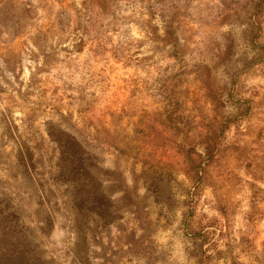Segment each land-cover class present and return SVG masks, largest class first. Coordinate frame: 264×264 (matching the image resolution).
Here are the masks:
<instances>
[{"label":"rangeland","instance_id":"rangeland-1","mask_svg":"<svg viewBox=\"0 0 264 264\" xmlns=\"http://www.w3.org/2000/svg\"><path fill=\"white\" fill-rule=\"evenodd\" d=\"M257 4L0 0V264H264ZM49 122L91 142L74 213Z\"/></svg>","mask_w":264,"mask_h":264},{"label":"trees","instance_id":"trees-1","mask_svg":"<svg viewBox=\"0 0 264 264\" xmlns=\"http://www.w3.org/2000/svg\"><path fill=\"white\" fill-rule=\"evenodd\" d=\"M142 1V0H141ZM28 1H26L22 7L21 10V19H24V16L30 15V9H28L26 6ZM158 0H154V4H157ZM153 4V3H152ZM110 7V6H109ZM264 7L257 4L255 5V10L252 14V24L255 31L256 37H260V39L264 36ZM161 13V9H159ZM161 15V14H160ZM59 26L63 23L61 19H59ZM165 35L164 40L166 42H170L174 48L176 47L175 43V36H174V30L170 25H166L164 29ZM260 43H262V40H260ZM260 55L261 57H258L254 60L253 63H263L264 62V45L260 49ZM248 67L251 66V64L247 65ZM244 100H246L244 98ZM252 103V105H251ZM253 104H255L254 98L251 96L250 104H248L244 108V112L238 116V117H232L224 120L221 123L220 127V135H223L226 130H228L232 125H234L238 119H243V116H251V111L253 109ZM50 140L56 145L58 149V156L57 160L55 162L56 169H57V175L60 177L59 179L62 181H66L64 183H67L71 189L69 190L68 196H66V199L63 200V204L65 205L68 201L69 205L67 204L66 207L69 208V211L71 213H74V211L78 210L82 204V202L85 201L87 196H82V193L80 192L81 187H84L85 185H88V183L85 181L86 176H89L90 169H89V163L88 159L90 157V152L87 148V145H89L91 142L87 140L88 134L81 133L82 137H78L71 132H68L62 128H58L54 123L49 122V128L47 132ZM95 139V137H94ZM219 142V140H218ZM108 143V142H106ZM16 161L18 164L22 166H27V162L32 159V153L30 151V148H28L24 142L18 145L17 151H16ZM49 192L48 195H45V191ZM44 193V194H43ZM54 192L48 188H45L42 186V190L39 194V204L41 205H48L50 203V197L54 196ZM64 195V194H63ZM94 209V206L92 210ZM192 211V208L190 209V212ZM75 221L78 220V218L75 217ZM10 257V256H8ZM7 259V257L2 260L4 261Z\"/></svg>","mask_w":264,"mask_h":264}]
</instances>
